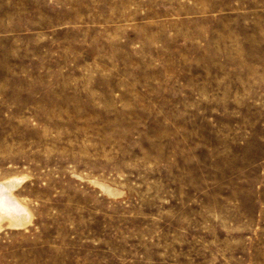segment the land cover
Masks as SVG:
<instances>
[{
  "label": "rangeland",
  "instance_id": "1",
  "mask_svg": "<svg viewBox=\"0 0 264 264\" xmlns=\"http://www.w3.org/2000/svg\"><path fill=\"white\" fill-rule=\"evenodd\" d=\"M0 264H264V0H0Z\"/></svg>",
  "mask_w": 264,
  "mask_h": 264
}]
</instances>
